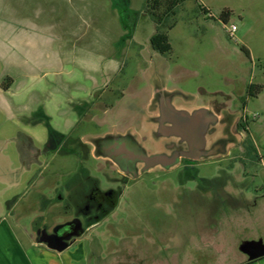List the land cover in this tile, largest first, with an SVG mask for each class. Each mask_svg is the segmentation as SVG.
<instances>
[{"label":"rangeland","instance_id":"374dc122","mask_svg":"<svg viewBox=\"0 0 264 264\" xmlns=\"http://www.w3.org/2000/svg\"><path fill=\"white\" fill-rule=\"evenodd\" d=\"M202 7L210 13H202ZM2 10L0 152L11 157L13 169L19 167L13 141L22 133L43 152L45 175L61 177L75 170L72 157L46 151V144L68 134L96 131L81 111L95 102L111 104L125 89L138 91L144 78L141 69L151 65L150 53L152 62L159 59L164 64L166 87L189 98L190 105L220 102L222 95L243 97L248 113L259 114L261 125L253 128V134L264 143V0L185 1L160 27L169 43L163 56L150 50L156 26L145 12V0H6ZM121 11H126L127 30ZM222 11L230 12L224 24L219 19ZM231 25L237 28L234 39L226 33ZM251 86L262 89L248 98ZM36 170L33 167L13 193L23 194ZM257 179L254 185L264 189V175ZM179 181L183 179L173 172L145 175L122 197L115 213L90 234L92 239L83 241L88 256L81 264L97 262L91 254L97 246L99 263H107L117 247L126 246L122 237L135 234L137 225L153 242L171 237L179 243L175 264H237L246 258L238 250L239 241L260 239L264 244L262 208L255 210L256 217L261 215L252 229L249 216L241 213L242 225L229 229L224 241L212 245L199 240L198 234L207 235L210 228L203 222L218 217L199 208L197 201L191 204L194 197L186 190L190 185ZM228 212L224 218L231 223L233 212ZM227 222H220L224 231ZM159 257L150 249L132 264H152Z\"/></svg>","mask_w":264,"mask_h":264},{"label":"flooded vegetation","instance_id":"af4514ba","mask_svg":"<svg viewBox=\"0 0 264 264\" xmlns=\"http://www.w3.org/2000/svg\"><path fill=\"white\" fill-rule=\"evenodd\" d=\"M152 56L147 55L151 65L141 69L144 78L138 91L125 89L111 104L95 102L81 111L83 119L93 122L96 131L76 137L68 134L46 144V151L72 157L75 170L61 177L55 173L45 175L43 152L34 146L31 136L19 133L13 141L21 146V151L16 149L19 167L14 169L15 173L22 168H37L35 177L15 203L13 218L38 245L48 249L47 245L68 244L67 249L73 246L84 249L83 241L92 239L90 234L115 213L126 192L141 183L145 175L166 172L183 179L179 184L190 185L186 190L194 197L191 204L197 201L199 208H207L210 216L218 217V221L203 222L210 228L207 235L198 234L199 240L212 245L224 241V237L230 236L229 229L242 225L241 213L249 216L250 229L258 222L261 214L256 217L255 210L264 211V189L254 185L264 175V143L253 134V128L261 125L259 114L248 113L243 97L228 95H222L220 102L190 105L189 98L166 87L164 64L159 59L155 64ZM247 96L253 97L250 88ZM177 98L181 103L176 102ZM170 109L187 112L192 118L189 124L193 130L192 141L165 135V128L170 127L165 122ZM175 156V164L169 167L161 163L150 167L146 162L152 157ZM7 166L5 162L0 163V174L7 173ZM205 170L213 175L206 174ZM228 211L233 212V217L238 213L231 223L224 218ZM221 221H228L225 231L224 226L220 228ZM144 233L141 225H137L135 234L127 232L122 237L126 246L117 247L116 253H111L112 263L110 257L107 263H99L97 246L91 252L97 259L95 264L136 263L150 249L160 255L157 263H153L175 264L179 243L166 237L161 242L158 239V244ZM93 241L98 245L99 240ZM242 242H238L239 246ZM84 252L88 256L85 249Z\"/></svg>","mask_w":264,"mask_h":264},{"label":"crops","instance_id":"0c3cea01","mask_svg":"<svg viewBox=\"0 0 264 264\" xmlns=\"http://www.w3.org/2000/svg\"><path fill=\"white\" fill-rule=\"evenodd\" d=\"M5 1L0 0V28H4L5 24L3 16H1ZM205 10L206 14L210 13L208 9L205 8ZM15 147L18 151H21L19 144ZM3 162L7 163L8 166L7 173L0 174V185L4 187L0 188V264L83 263L86 256L82 246H73L62 252L48 250L34 242L21 227V224L13 218L15 203L22 196V193H13V191L19 188L23 178L30 174L31 170L22 168L19 173H15V170L12 168L13 161L11 157L6 155L4 151H1L0 163ZM237 264H264V257L250 262L243 259Z\"/></svg>","mask_w":264,"mask_h":264},{"label":"water","instance_id":"95a60500","mask_svg":"<svg viewBox=\"0 0 264 264\" xmlns=\"http://www.w3.org/2000/svg\"><path fill=\"white\" fill-rule=\"evenodd\" d=\"M166 115L168 116V119H166L165 122L169 123L170 127L165 128V135L180 137L182 140L187 142L192 141L193 130L190 128L189 125L192 118H190L189 114L187 112H181L170 109L166 113ZM205 130L206 127L204 126L203 132ZM186 157L189 156L186 155ZM176 160H177V156L173 158L152 157L147 159L146 162L147 164L150 165V167L159 163H161L162 166L164 167H169L171 165H174ZM67 247L68 244H64L62 246L47 245L48 249L56 252H62L65 249H67ZM239 250L241 251L242 254L246 256V260L249 262L264 257V244L262 240L242 242L239 246Z\"/></svg>","mask_w":264,"mask_h":264},{"label":"trees","instance_id":"16d2710c","mask_svg":"<svg viewBox=\"0 0 264 264\" xmlns=\"http://www.w3.org/2000/svg\"><path fill=\"white\" fill-rule=\"evenodd\" d=\"M187 0H145V12L150 17V19L155 24V33L150 37L149 43L152 51H156L161 55H165L169 51V43H168V37L166 33L162 32L160 30V27L162 26L165 19L175 14L177 8L183 4ZM199 10L202 11V13L206 14L205 8H199ZM126 11L128 12V8H126ZM125 11V12H126ZM124 11H121V23L124 28V30L128 29V25L126 24V17L124 15ZM230 17V12L228 11H222L219 19L222 21V23H227L228 19ZM242 52H244L245 55L248 56V51L244 48H242ZM262 87L261 86H251L250 87V95L256 96L260 91Z\"/></svg>","mask_w":264,"mask_h":264},{"label":"built area","instance_id":"2783aa9c","mask_svg":"<svg viewBox=\"0 0 264 264\" xmlns=\"http://www.w3.org/2000/svg\"><path fill=\"white\" fill-rule=\"evenodd\" d=\"M236 30H237L236 26L231 25L228 29H226V33L231 39H234Z\"/></svg>","mask_w":264,"mask_h":264}]
</instances>
